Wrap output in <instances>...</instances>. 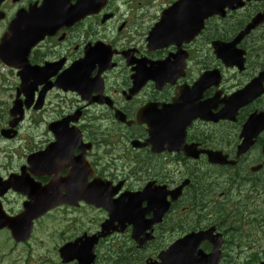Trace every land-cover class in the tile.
Returning a JSON list of instances; mask_svg holds the SVG:
<instances>
[{
	"label": "flooded vegetation",
	"instance_id": "af4514ba",
	"mask_svg": "<svg viewBox=\"0 0 264 264\" xmlns=\"http://www.w3.org/2000/svg\"><path fill=\"white\" fill-rule=\"evenodd\" d=\"M202 8L0 0V44L9 36L0 200L5 208L31 197L70 201L46 214L54 241L42 247L53 244L54 254L42 261L64 264L63 245L106 227L92 264H145L197 232H206L204 260L219 248V264L264 263V0H240L223 15ZM206 72L212 81L199 88ZM11 176L18 186L6 190Z\"/></svg>",
	"mask_w": 264,
	"mask_h": 264
},
{
	"label": "water",
	"instance_id": "95a60500",
	"mask_svg": "<svg viewBox=\"0 0 264 264\" xmlns=\"http://www.w3.org/2000/svg\"><path fill=\"white\" fill-rule=\"evenodd\" d=\"M233 0H203V11L207 12H219L224 6L232 2ZM257 23V22H256ZM9 36H5L4 43L7 42V38ZM2 47L3 42L0 45V57L3 61L6 60L4 55H2ZM212 78L210 74H205L201 81H199V88L206 87L208 82H211ZM243 149L247 148L245 145L242 147ZM212 157L213 161L219 163H225V158L221 156V154H215ZM33 198V197H32ZM38 198L34 197V200L25 203L24 211L21 215L16 217H9L6 212L3 210L2 205L0 204V229L7 227L11 230L12 235L16 241H26L31 234L33 227V219L39 215L44 214L47 210L52 208L55 204L64 202V200L57 201L56 203L48 200H37ZM129 199V200H128ZM124 203L130 202L131 196H124ZM96 202V201H95ZM96 204H103V201H98ZM116 214V213H113ZM118 214H127V213H118ZM106 232H103L101 235H105ZM203 239V236L200 234L189 236V238L181 240L173 245L172 251L168 254V259H166V255L161 253L159 258L161 259V263L158 261H151L147 264H217L218 257L217 254H214L209 257V259L204 260L201 256V251L198 250V244ZM94 240H97L95 237ZM186 242H188L186 244ZM95 242L87 240L83 241L81 246L74 244H68L64 248L61 249L62 257L64 262H68L69 260L77 258L81 264H91L94 259L93 255V244ZM174 255V257H170Z\"/></svg>",
	"mask_w": 264,
	"mask_h": 264
},
{
	"label": "rangeland",
	"instance_id": "374dc122",
	"mask_svg": "<svg viewBox=\"0 0 264 264\" xmlns=\"http://www.w3.org/2000/svg\"><path fill=\"white\" fill-rule=\"evenodd\" d=\"M9 205L13 208H19L20 203L12 200ZM50 223L52 224V222ZM40 225L38 227L42 228ZM50 232L51 227L49 226L45 233L39 231L35 234L29 244L19 245L14 243L9 233L0 232V264H56V260L52 263L41 260L43 255H48L51 260L54 254L53 244L49 245V249L42 247V241H51L49 239Z\"/></svg>",
	"mask_w": 264,
	"mask_h": 264
}]
</instances>
